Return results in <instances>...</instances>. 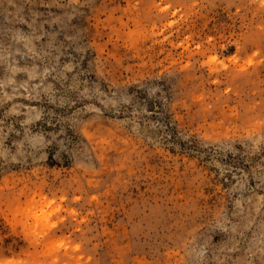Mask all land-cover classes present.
<instances>
[{"label": "rangeland", "instance_id": "obj_1", "mask_svg": "<svg viewBox=\"0 0 264 264\" xmlns=\"http://www.w3.org/2000/svg\"><path fill=\"white\" fill-rule=\"evenodd\" d=\"M0 264H264V0H0Z\"/></svg>", "mask_w": 264, "mask_h": 264}]
</instances>
